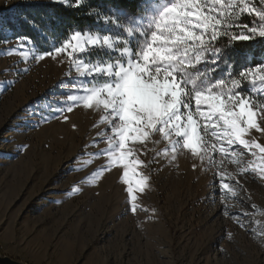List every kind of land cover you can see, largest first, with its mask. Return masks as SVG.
Returning a JSON list of instances; mask_svg holds the SVG:
<instances>
[{
	"label": "rangeland",
	"instance_id": "374dc122",
	"mask_svg": "<svg viewBox=\"0 0 264 264\" xmlns=\"http://www.w3.org/2000/svg\"><path fill=\"white\" fill-rule=\"evenodd\" d=\"M22 1L52 2L0 0L3 17H15ZM11 33H0L2 255L26 264H264V180L239 174L250 154L237 149L244 153L239 166L230 154H210L215 163L209 164L208 156L202 161L186 149L173 160L171 153L156 156L168 146L160 134L146 149L130 145L146 165L136 171L148 177L133 213L122 168L88 181L107 163L106 157L87 163L88 153L108 147H86L99 133L110 134L107 124H98L103 111L77 106L34 126L53 115L49 104L66 98L67 89L56 85L68 79L67 56L23 61L8 55L17 44ZM246 138L264 145L255 130ZM218 171L239 181H229L237 196L221 194Z\"/></svg>",
	"mask_w": 264,
	"mask_h": 264
},
{
	"label": "snow or ice",
	"instance_id": "6c2138e0",
	"mask_svg": "<svg viewBox=\"0 0 264 264\" xmlns=\"http://www.w3.org/2000/svg\"><path fill=\"white\" fill-rule=\"evenodd\" d=\"M52 2L78 8L87 0ZM259 4L249 0H137L134 11L119 3L104 10L90 6L86 15L118 31L74 27L47 52L19 36L7 54H18L23 61L67 56L68 79L56 85L67 89L66 98L55 107L49 104L53 115L42 116L34 126L77 106L103 111L98 124H107L105 132L110 134L99 133L101 139L86 147L101 142L108 147L88 153L92 159L87 163L98 157H106L107 163L88 181L96 183L105 171L122 168L134 213L136 191L145 190L148 177L136 171L146 165L130 145L146 149L150 140L159 143L153 139L156 134L168 144L156 156L171 153L173 160L180 149H186L202 161L208 156L209 164L215 163L210 154H230L231 162L239 166L244 153L237 149L242 148L253 160L239 167V174L253 173L264 180V145L246 138L253 130L264 134V60L246 61L236 70L235 47L238 41L264 39V0ZM2 11L0 33L5 32ZM23 19L36 28L35 21L27 16ZM216 176L222 195L225 191L238 195L229 185V181L239 184L235 177L226 178L220 171ZM223 211L228 214L227 207Z\"/></svg>",
	"mask_w": 264,
	"mask_h": 264
},
{
	"label": "trees",
	"instance_id": "16d2710c",
	"mask_svg": "<svg viewBox=\"0 0 264 264\" xmlns=\"http://www.w3.org/2000/svg\"><path fill=\"white\" fill-rule=\"evenodd\" d=\"M114 3L134 11L137 0H87L85 5L78 8L65 7L53 2L22 1L14 9L15 17L9 15L4 17L5 29H11V37L26 36L39 51L47 52L52 50L53 45L60 44L74 27L116 32L113 26L98 23L94 17L85 14L90 6L104 10ZM249 3L261 6L259 0H249ZM25 16L35 21L36 28L24 22ZM243 19L248 21L249 17L244 16ZM235 47L238 50L236 70L244 66L246 61L258 63L264 60V39L238 41Z\"/></svg>",
	"mask_w": 264,
	"mask_h": 264
},
{
	"label": "water",
	"instance_id": "95a60500",
	"mask_svg": "<svg viewBox=\"0 0 264 264\" xmlns=\"http://www.w3.org/2000/svg\"><path fill=\"white\" fill-rule=\"evenodd\" d=\"M0 263H3V264H26L20 260L13 259L7 255H2L1 253H0Z\"/></svg>",
	"mask_w": 264,
	"mask_h": 264
},
{
	"label": "bare ground",
	"instance_id": "6f19581e",
	"mask_svg": "<svg viewBox=\"0 0 264 264\" xmlns=\"http://www.w3.org/2000/svg\"><path fill=\"white\" fill-rule=\"evenodd\" d=\"M115 197V196H114Z\"/></svg>",
	"mask_w": 264,
	"mask_h": 264
}]
</instances>
